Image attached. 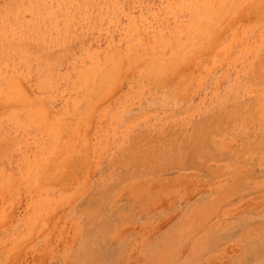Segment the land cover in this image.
Masks as SVG:
<instances>
[{
  "label": "rangeland",
  "instance_id": "obj_1",
  "mask_svg": "<svg viewBox=\"0 0 264 264\" xmlns=\"http://www.w3.org/2000/svg\"><path fill=\"white\" fill-rule=\"evenodd\" d=\"M0 264H264V0H0Z\"/></svg>",
  "mask_w": 264,
  "mask_h": 264
},
{
  "label": "bare ground",
  "instance_id": "obj_2",
  "mask_svg": "<svg viewBox=\"0 0 264 264\" xmlns=\"http://www.w3.org/2000/svg\"><path fill=\"white\" fill-rule=\"evenodd\" d=\"M185 175V174H184ZM193 175V174H192ZM196 176V175H195ZM32 241V240H31Z\"/></svg>",
  "mask_w": 264,
  "mask_h": 264
}]
</instances>
